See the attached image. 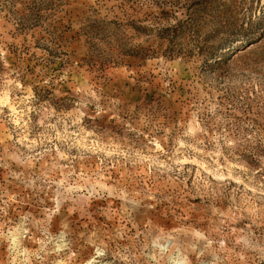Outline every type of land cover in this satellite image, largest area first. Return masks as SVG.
Returning <instances> with one entry per match:
<instances>
[{"label": "rangeland", "instance_id": "374dc122", "mask_svg": "<svg viewBox=\"0 0 264 264\" xmlns=\"http://www.w3.org/2000/svg\"><path fill=\"white\" fill-rule=\"evenodd\" d=\"M88 262L264 264V0H0V264Z\"/></svg>", "mask_w": 264, "mask_h": 264}, {"label": "bare ground", "instance_id": "6f19581e", "mask_svg": "<svg viewBox=\"0 0 264 264\" xmlns=\"http://www.w3.org/2000/svg\"><path fill=\"white\" fill-rule=\"evenodd\" d=\"M13 240H15V239L13 238ZM14 243H16V242L14 241ZM87 264H90V263L88 262Z\"/></svg>", "mask_w": 264, "mask_h": 264}]
</instances>
